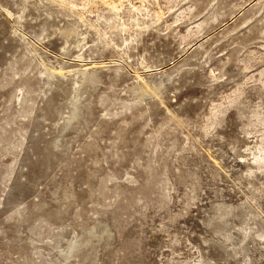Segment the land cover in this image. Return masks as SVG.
<instances>
[{
    "label": "rangeland",
    "instance_id": "374dc122",
    "mask_svg": "<svg viewBox=\"0 0 264 264\" xmlns=\"http://www.w3.org/2000/svg\"><path fill=\"white\" fill-rule=\"evenodd\" d=\"M0 264H264V0H0Z\"/></svg>",
    "mask_w": 264,
    "mask_h": 264
}]
</instances>
